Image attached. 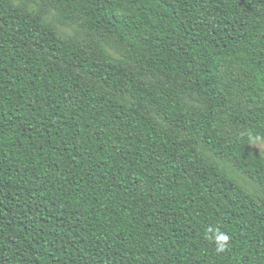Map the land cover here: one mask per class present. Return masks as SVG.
Instances as JSON below:
<instances>
[{
	"label": "trees",
	"instance_id": "obj_1",
	"mask_svg": "<svg viewBox=\"0 0 264 264\" xmlns=\"http://www.w3.org/2000/svg\"><path fill=\"white\" fill-rule=\"evenodd\" d=\"M255 141L264 0H0V264H264Z\"/></svg>",
	"mask_w": 264,
	"mask_h": 264
},
{
	"label": "rangeland",
	"instance_id": "obj_2",
	"mask_svg": "<svg viewBox=\"0 0 264 264\" xmlns=\"http://www.w3.org/2000/svg\"><path fill=\"white\" fill-rule=\"evenodd\" d=\"M252 148L255 153L261 155L264 158V142L255 141L252 144ZM240 182L247 190L251 191L252 193L258 194V188H256L255 185L248 184L244 181H240Z\"/></svg>",
	"mask_w": 264,
	"mask_h": 264
},
{
	"label": "clouds",
	"instance_id": "obj_3",
	"mask_svg": "<svg viewBox=\"0 0 264 264\" xmlns=\"http://www.w3.org/2000/svg\"><path fill=\"white\" fill-rule=\"evenodd\" d=\"M212 231H213L212 229L208 230V232H212ZM215 232H216L215 241H216V245H217V250L223 251L227 241L229 240V237H228V235L220 232L219 229H216ZM207 238L212 239L213 237L208 236Z\"/></svg>",
	"mask_w": 264,
	"mask_h": 264
}]
</instances>
